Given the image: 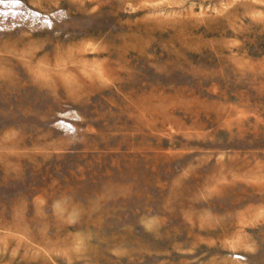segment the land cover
<instances>
[{"label": "rangeland", "instance_id": "rangeland-1", "mask_svg": "<svg viewBox=\"0 0 264 264\" xmlns=\"http://www.w3.org/2000/svg\"><path fill=\"white\" fill-rule=\"evenodd\" d=\"M0 264H264V0L0 3Z\"/></svg>", "mask_w": 264, "mask_h": 264}, {"label": "snow or ice", "instance_id": "snow-or-ice-1", "mask_svg": "<svg viewBox=\"0 0 264 264\" xmlns=\"http://www.w3.org/2000/svg\"><path fill=\"white\" fill-rule=\"evenodd\" d=\"M3 2H4V0H0V3H3ZM12 2L18 4L20 2V0H12Z\"/></svg>", "mask_w": 264, "mask_h": 264}]
</instances>
